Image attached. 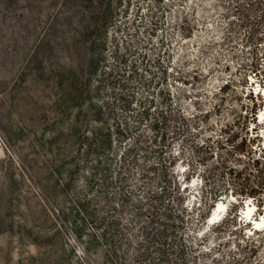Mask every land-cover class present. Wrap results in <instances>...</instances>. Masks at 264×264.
<instances>
[{"label":"trees","instance_id":"obj_1","mask_svg":"<svg viewBox=\"0 0 264 264\" xmlns=\"http://www.w3.org/2000/svg\"><path fill=\"white\" fill-rule=\"evenodd\" d=\"M181 1L76 0V82L68 86L76 89L74 208L76 243L83 249L82 255L76 252L77 264H89L88 257L94 264H210L208 231H202L221 194L232 189L237 199L258 198L264 207V154L257 156L253 139L243 132L249 121L244 126L236 121L238 132L226 125L216 139L200 142L204 120L186 114L173 92L179 79L173 41L192 39L201 29L196 16L191 18L196 8L185 10ZM217 1L227 19L225 40L256 49L264 41V0ZM52 21L48 48L57 32ZM239 30L246 31L243 37ZM256 55L253 70L261 65ZM47 69L62 87L53 65ZM230 87L226 82L215 95ZM215 112L217 105L201 115ZM178 139L182 153L187 148L190 154L185 180L203 173V206L193 211L184 203L189 186L182 188L175 174ZM209 161L212 169L204 170ZM223 225L217 223L216 230ZM30 261L54 263L46 252Z\"/></svg>","mask_w":264,"mask_h":264},{"label":"rangeland","instance_id":"obj_2","mask_svg":"<svg viewBox=\"0 0 264 264\" xmlns=\"http://www.w3.org/2000/svg\"><path fill=\"white\" fill-rule=\"evenodd\" d=\"M179 4L185 10L196 8L191 18L196 16L201 27L192 39L178 37L172 45L179 71L173 92L186 114L204 120L199 122L198 140L216 139L226 125L238 132L234 123L244 126L248 120L243 132L253 139L257 156L263 155L264 106L259 105L264 99L257 92L264 89V41L255 49L236 39L225 40L227 19L217 0ZM176 16L170 14L168 21ZM51 21L57 32L48 48ZM245 32L237 34L243 37ZM256 52L259 70L252 68ZM48 63L64 82L62 87L50 80ZM72 81L76 82V0H0V264H32L30 258L44 252L53 264H77L76 252L83 254L76 243V89L68 86ZM226 82L231 84L227 93L216 96ZM215 105L218 112L201 115ZM181 141L173 142L175 174L182 188L189 186L184 203L193 211L203 206V173L185 180L190 154L187 148L182 153ZM207 163L202 168L211 170L213 162ZM254 199L248 202L259 219L264 207ZM220 200L228 211L202 231H208L207 250L212 249L209 263L264 264V231H251L252 225L239 215L247 200L237 199L232 189ZM6 229L13 232H3ZM88 261L96 262L93 257Z\"/></svg>","mask_w":264,"mask_h":264},{"label":"bare ground","instance_id":"obj_3","mask_svg":"<svg viewBox=\"0 0 264 264\" xmlns=\"http://www.w3.org/2000/svg\"><path fill=\"white\" fill-rule=\"evenodd\" d=\"M261 91L264 92V89H262ZM255 208L256 207L253 204H250V202H248L247 208L244 209L245 212L244 214L246 215L247 218H251V220L253 221L254 228H252L251 231L255 229V231L257 232V229H261L264 227V215H261L259 219H254V216L252 215ZM227 211H228V206L226 205V203L221 200L218 201L215 207L213 208V212L208 218V223H207L208 226L215 224V222H217L216 219H218L223 212H227ZM250 224L252 225V223Z\"/></svg>","mask_w":264,"mask_h":264}]
</instances>
